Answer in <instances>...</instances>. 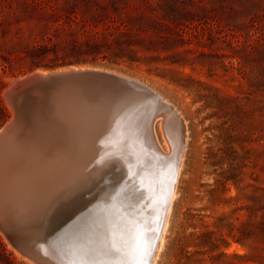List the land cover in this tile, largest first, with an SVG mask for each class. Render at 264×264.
<instances>
[{"label": "rangeland", "instance_id": "rangeland-1", "mask_svg": "<svg viewBox=\"0 0 264 264\" xmlns=\"http://www.w3.org/2000/svg\"><path fill=\"white\" fill-rule=\"evenodd\" d=\"M0 22V128L6 88L33 72L87 66L149 86L189 129L155 264H264V0H0ZM0 244V264H42Z\"/></svg>", "mask_w": 264, "mask_h": 264}, {"label": "bare ground", "instance_id": "bare-ground-1", "mask_svg": "<svg viewBox=\"0 0 264 264\" xmlns=\"http://www.w3.org/2000/svg\"><path fill=\"white\" fill-rule=\"evenodd\" d=\"M51 95V99L33 101V107L48 117L46 132L39 133L38 124L36 129L29 127L17 147L21 153L15 161L29 170L21 180L27 194L25 187L7 188L8 196L0 198L10 203L11 210L0 207V218L13 232L16 243L42 264H84L89 258L115 260L105 255L106 244H127L134 234L150 228L155 233V259L151 262L155 264L184 164L187 121L181 126L164 112L169 140L165 137L162 147L156 140L154 123L149 134L144 121L136 117L128 126L125 122L121 131L99 112L82 116L85 107L71 96ZM133 186L144 193L139 202L128 196ZM85 192L98 193L102 202L86 204ZM71 197L80 201L72 202ZM67 220H74L78 226L64 228Z\"/></svg>", "mask_w": 264, "mask_h": 264}, {"label": "water", "instance_id": "water-1", "mask_svg": "<svg viewBox=\"0 0 264 264\" xmlns=\"http://www.w3.org/2000/svg\"><path fill=\"white\" fill-rule=\"evenodd\" d=\"M54 92L71 96V99L79 101L85 107L82 116L87 117L88 113L96 114L95 112H99L102 114L101 116L112 120V125L115 128L119 125L118 130L126 128L123 124L127 122L128 126L131 119L137 117V119L140 118L144 121L150 134L156 117L163 115V129L166 132L165 123L167 120L164 112L170 116L174 115L176 120L179 118H177L178 115L172 104L149 86L107 70L77 69L71 66L63 71L53 70L49 71L48 74L33 72L26 76L14 78L4 92L5 99L13 111V116L0 128V197L6 194V189L10 186L18 190L25 187L23 192L27 194V186L22 184L21 180L29 170L18 167L15 159L20 158L21 151H18L17 147L23 143V141L20 142V138L29 130V127L36 129L35 126L38 124L40 126L39 133L46 132V124L49 123L48 117L40 108L33 107V101L35 99L42 100L43 97L51 99V94ZM97 117L100 119L99 116ZM40 135L38 136L43 137ZM24 141L26 140L24 139ZM27 160L31 162L32 157ZM174 178L175 171L172 181ZM10 192L11 189H9L8 194ZM171 193L172 190H170V196ZM84 198L87 200L84 202L88 205H94L99 199L102 202L103 199L95 192L91 194L85 192ZM71 200H73L72 202L80 201V199L75 200L74 197H71ZM0 207L6 211L11 210L10 203L4 202L1 198ZM77 226V222L74 220H67L64 228H76ZM0 232L21 253L30 254L16 243L13 232L1 218ZM36 260L41 262L39 259Z\"/></svg>", "mask_w": 264, "mask_h": 264}, {"label": "snow or ice", "instance_id": "snow-or-ice-1", "mask_svg": "<svg viewBox=\"0 0 264 264\" xmlns=\"http://www.w3.org/2000/svg\"><path fill=\"white\" fill-rule=\"evenodd\" d=\"M133 200L139 202L144 197V193L139 191L133 186L128 192ZM155 233L150 228H145L139 233L133 235L131 240L127 244L117 246L115 244L105 245V255L114 256L115 260L97 261L89 258L84 264H151L154 257L155 244L152 243V239ZM56 249L53 248V254Z\"/></svg>", "mask_w": 264, "mask_h": 264}, {"label": "trees", "instance_id": "trees-1", "mask_svg": "<svg viewBox=\"0 0 264 264\" xmlns=\"http://www.w3.org/2000/svg\"><path fill=\"white\" fill-rule=\"evenodd\" d=\"M32 1L35 2V0H32ZM26 11H28V10H26ZM2 27H3L2 22H0V34L3 31V28ZM100 46H101L100 43L89 44V48H99ZM110 46L111 45H109V47ZM121 46H119V47H121ZM44 49H48V46L47 45H41V44H39L38 46H35V47L32 48L33 52H38V51H41V50H44ZM32 50H31V52H32ZM0 83H2V80H0ZM5 116H6V110L4 109V107L2 106V104L0 103V121L2 119H4Z\"/></svg>", "mask_w": 264, "mask_h": 264}]
</instances>
